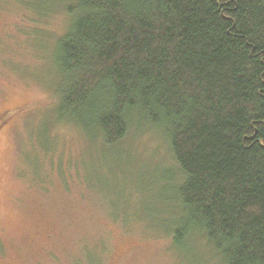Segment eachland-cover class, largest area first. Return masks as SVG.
<instances>
[{
  "label": "trees",
  "instance_id": "obj_1",
  "mask_svg": "<svg viewBox=\"0 0 264 264\" xmlns=\"http://www.w3.org/2000/svg\"><path fill=\"white\" fill-rule=\"evenodd\" d=\"M66 10L50 126L109 147L132 131L163 135L182 175L163 229L174 250L197 237L218 264H264V0H73ZM21 110L0 115V128Z\"/></svg>",
  "mask_w": 264,
  "mask_h": 264
},
{
  "label": "rangeland",
  "instance_id": "obj_2",
  "mask_svg": "<svg viewBox=\"0 0 264 264\" xmlns=\"http://www.w3.org/2000/svg\"><path fill=\"white\" fill-rule=\"evenodd\" d=\"M72 2L0 0V115L23 109L0 128V264H218L203 240L174 250L163 230L182 179L163 135L109 147L50 126Z\"/></svg>",
  "mask_w": 264,
  "mask_h": 264
}]
</instances>
